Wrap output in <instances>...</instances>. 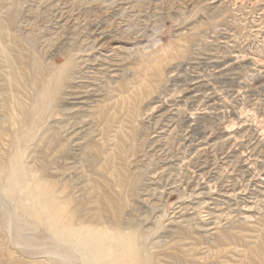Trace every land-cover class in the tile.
Here are the masks:
<instances>
[{"label":"rangeland","instance_id":"obj_1","mask_svg":"<svg viewBox=\"0 0 264 264\" xmlns=\"http://www.w3.org/2000/svg\"><path fill=\"white\" fill-rule=\"evenodd\" d=\"M0 264H264V0H0Z\"/></svg>","mask_w":264,"mask_h":264},{"label":"bare ground","instance_id":"obj_2","mask_svg":"<svg viewBox=\"0 0 264 264\" xmlns=\"http://www.w3.org/2000/svg\"><path fill=\"white\" fill-rule=\"evenodd\" d=\"M56 220L58 221V219H56ZM57 221H56V222H57ZM54 224H56V223H54Z\"/></svg>","mask_w":264,"mask_h":264}]
</instances>
